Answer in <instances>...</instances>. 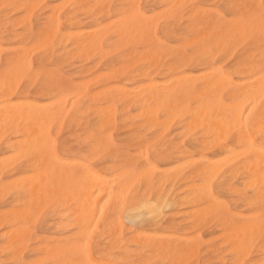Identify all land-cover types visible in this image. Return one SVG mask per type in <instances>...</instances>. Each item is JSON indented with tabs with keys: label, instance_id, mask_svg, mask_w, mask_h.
Listing matches in <instances>:
<instances>
[{
	"label": "bare ground",
	"instance_id": "obj_1",
	"mask_svg": "<svg viewBox=\"0 0 264 264\" xmlns=\"http://www.w3.org/2000/svg\"><path fill=\"white\" fill-rule=\"evenodd\" d=\"M261 3L0 0V260L72 259L69 241L99 204L98 264H264L260 212L247 195L261 196L259 153L226 148L249 99L246 143L260 140L264 99L242 88L264 49L242 18ZM53 126L73 163L115 171L121 157L133 169L151 160L118 173L135 198L113 214L102 193H81L65 164L38 151Z\"/></svg>",
	"mask_w": 264,
	"mask_h": 264
},
{
	"label": "snow or ice",
	"instance_id": "obj_2",
	"mask_svg": "<svg viewBox=\"0 0 264 264\" xmlns=\"http://www.w3.org/2000/svg\"><path fill=\"white\" fill-rule=\"evenodd\" d=\"M12 6L5 5V8ZM249 9V15L242 18V22L247 26L251 27L253 31L259 30V45L264 49V0L259 6V12L255 10V5H247ZM129 13L134 15L135 5H128ZM211 23V21H210ZM227 27V23L224 24ZM40 37H36L39 39ZM256 78H249L250 83L242 88L249 97L255 94L264 99V60L261 61V67L259 72L253 74ZM10 86L9 79L5 78V89ZM14 101L9 100L5 95V105L12 104ZM87 103V102H85ZM264 107V104H262ZM255 105L249 99L248 103L245 104L241 109L238 110V116L233 117V122L228 126V133L231 135V140L226 145V148L230 151L237 153H259L258 164L260 165V172L264 175V114L260 117V140L258 144L251 146L246 143V133L250 129L253 120V110ZM38 151L40 155L48 161L55 160L57 163L65 164L71 170V179L74 181L76 187L81 193H88L91 190V195L95 196L97 192L102 193L107 199L104 204L109 206V211L114 214V210L119 209L122 205H126L130 200L135 198V193L127 186V182L124 179L119 178L118 173L127 175L129 172H139L141 169H147L151 166L152 161L148 160L146 163L136 162L135 168L132 167V162H123V157L118 163H123V167L115 171H101L98 167H89L84 161L73 163L70 158L64 157L59 154L58 138L55 134V127L50 128L43 139L42 143L38 142ZM82 152H87L88 148L81 149ZM131 151L128 155L131 156ZM248 159L251 160L252 156L249 155ZM38 167H43L41 163ZM197 183H200L197 180ZM261 196L259 200L254 196L253 193H248V199L253 205L252 211L259 210V225L261 230V246L264 248V185L261 186ZM207 195L208 193L205 192ZM85 199L86 207L90 203L89 198L81 197ZM258 205V207H257ZM99 209L103 215L104 208L97 204L91 213V219H88L87 211L84 213V224L80 228L78 234L69 241L71 246L72 259H54L50 261H43L42 264H98L97 261L90 259L92 254V240L91 232L94 231L92 221L96 219L95 212ZM241 255L246 251L244 242L241 241V247L239 249ZM0 264H28L25 259L9 260L7 256L0 260ZM130 264H139V261H131ZM231 264H241V261H232ZM247 264H252V261H247Z\"/></svg>",
	"mask_w": 264,
	"mask_h": 264
},
{
	"label": "rangeland",
	"instance_id": "obj_3",
	"mask_svg": "<svg viewBox=\"0 0 264 264\" xmlns=\"http://www.w3.org/2000/svg\"><path fill=\"white\" fill-rule=\"evenodd\" d=\"M73 66L76 67V64L72 63V64H69V65H65V67H64L65 69H63V70H71L72 68H74ZM66 127H67V123H65L63 125V127L61 128V130L59 132V135H62L64 137L65 132H66ZM59 135H58V141H60L63 138L62 136H59ZM98 235H99V232H93L92 233L91 240H92L93 243L91 244V247H93L96 244V242L98 241Z\"/></svg>",
	"mask_w": 264,
	"mask_h": 264
}]
</instances>
